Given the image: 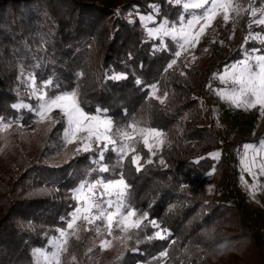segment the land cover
I'll list each match as a JSON object with an SVG mask.
<instances>
[{"label":"trees","instance_id":"1","mask_svg":"<svg viewBox=\"0 0 264 264\" xmlns=\"http://www.w3.org/2000/svg\"><path fill=\"white\" fill-rule=\"evenodd\" d=\"M260 2L256 0L257 6ZM153 6L159 9L160 19L174 21L182 12L168 0H0V115H20L12 109L14 103H35L17 80V58L33 62L41 38L47 36V50L39 52L40 79L52 78L62 89L79 84L86 111L95 112L100 107L107 109L117 124L136 119L168 133L171 146L152 157V164H145L137 173L126 162L123 171L131 185L132 205L148 211L177 239V245L170 249L173 264H224L221 258L230 255V261L241 257L248 245L250 250L255 246L264 249L260 240L264 219L259 224L247 215V195L238 178L241 146L258 141L251 135L233 141L218 134L206 123L200 101L209 91L208 83L217 85L211 74L241 58L247 19L238 25L240 43L230 55L210 48L213 57L209 66L202 70L189 66L184 69L187 76L182 77L178 71L164 73L171 52L154 53L158 42L143 39L138 20L128 22V13L149 14ZM253 31L260 29L254 26ZM167 43L170 49L176 48L170 40ZM248 47L261 46L250 42ZM112 71L126 73L128 78L107 80L105 73ZM79 72L84 75L77 79ZM137 79L142 85L135 83ZM156 82L169 93L165 105L147 99L146 86ZM24 115L28 123V114ZM34 127H26L23 134ZM61 131V124L48 132L42 127L32 131L30 149L21 146L20 131L8 136L7 146L0 140V264H31V250L45 247L44 233L51 236L59 218L71 210L68 190L93 167L90 153L67 162L64 157L56 158L57 146H63ZM139 149L148 156L142 145ZM214 151L222 154L219 162L207 158ZM105 156L114 172L121 171L115 167V153ZM201 156L206 158L197 163ZM160 157L166 166L159 164ZM213 165L215 187L232 197L236 205L219 200L209 189L208 172ZM45 185L49 190L39 191ZM152 231L151 227L146 229L147 233ZM90 234L83 233L84 241L74 249L81 264H144L166 243L144 241L138 246L140 252L123 249L111 257L98 256L97 246L85 256L86 247L91 246ZM133 246L135 241H129V247ZM246 261L255 264L252 258Z\"/></svg>","mask_w":264,"mask_h":264},{"label":"snow or ice","instance_id":"2","mask_svg":"<svg viewBox=\"0 0 264 264\" xmlns=\"http://www.w3.org/2000/svg\"><path fill=\"white\" fill-rule=\"evenodd\" d=\"M168 3L182 8L174 21L167 17L160 19L159 9L153 6V11L149 14H141L139 11L128 13V22L135 24L138 20L144 33L143 39L158 42L152 49L154 53L171 52V59L166 63L164 73L169 70L173 73L178 71L182 77L187 76L184 69L197 60L194 49L203 36L209 29H213L214 33V22L218 18H222L225 25L233 23L234 35L235 26L247 17V34L240 46L241 58L224 66L221 71L213 72L211 79L218 81V84L214 86L210 82L206 87L231 108L246 111L259 108L260 115L264 117V0H261L259 6L256 0H168ZM116 14L119 15V10ZM254 26L260 31H253ZM232 38L233 36L229 37ZM169 40L176 45L174 50L169 48ZM212 42L215 43V39ZM250 42H256L261 47L249 48ZM47 43L48 37H42L33 62L25 63L23 59L17 58V80L23 85L28 99L35 100V103H14L11 107L20 115H0V140L5 141L4 146H7L8 136L17 131L23 134L22 130L26 127L35 125L33 133L41 127L48 132L56 124H61L63 146L65 149L68 146L73 148L65 158L66 162L78 155L90 153V164L93 167L68 190V198L73 202L71 210L59 218L51 236L44 233L47 238L46 246L31 250V264H80L74 249L77 243L84 241L82 234L88 232L94 233V238L91 246L86 247L85 256L93 253L97 246L100 251H106L117 244L120 248L140 252L139 244L155 240L166 243L146 259L144 264H173L170 249L177 245V239L169 228L162 226L156 218H151L148 211L132 205L131 185L123 171L126 162L137 173L143 171L145 164H152V157L157 156L166 145L171 146L168 133L156 127L145 126L136 119L117 124L107 114L108 110L100 107L95 112L86 111L80 99L79 84L72 89H62L52 78L40 79L37 71L41 67L39 52H46ZM220 43L223 45V41ZM83 75V72L77 73V79ZM105 78L121 81L128 76L123 72L112 71L106 72ZM135 83L142 85L143 82L137 79ZM146 87L147 99H154L160 105H165L169 99L167 90L162 91L158 82ZM24 113L28 114V123H25ZM140 145L148 153L147 157L140 151ZM0 151H3L2 147ZM108 152L116 154L115 167L121 171L114 172L113 167L105 162V154ZM221 155V152L214 151L208 153L207 158L219 162ZM205 158L201 156L196 162ZM159 164L166 166L162 157L159 158ZM239 164L242 172L240 181L254 198L258 190H264V185L259 183L260 177H264V140L256 144L244 143L240 150ZM215 172L216 166L213 165L208 175ZM243 174L251 177V184ZM46 190H49L47 185L39 189ZM149 227L153 230L151 233L146 232ZM142 233L144 234L141 235ZM96 238H99L98 245ZM129 241H135V246L130 248Z\"/></svg>","mask_w":264,"mask_h":264},{"label":"rangeland","instance_id":"3","mask_svg":"<svg viewBox=\"0 0 264 264\" xmlns=\"http://www.w3.org/2000/svg\"><path fill=\"white\" fill-rule=\"evenodd\" d=\"M244 18L247 19L246 16ZM233 27V23L229 22L227 25H225L222 18H218L214 22V33L213 29H209L201 39V42L194 49V54L196 55L197 60L190 66H196L200 70L207 68L213 57L212 52H209L210 48L213 47L215 48V50L216 48L218 50L221 49L222 52L224 51L227 55H230L231 50L239 45V37H241L240 27L238 25L235 26L234 35ZM230 36H233V38L229 39ZM213 39H215V43L212 42ZM221 41H223V45H221ZM205 49H208V51L205 52ZM214 81L218 84V81ZM201 101H203L202 104ZM201 101L200 106L206 123L212 125L216 129L218 134H221L222 136L233 141L250 135L255 137L256 141L258 142L264 140V117L260 115L259 108L247 111L242 108H231L228 103L220 100L212 91H208L205 98ZM32 131L33 128H29L27 129V132L23 134V139L20 141L22 147L30 149L31 146L32 148ZM254 144H256V142ZM72 150V146H68L66 149L64 148V146H57L56 158H66L71 154ZM241 174L242 172L240 166V175L238 174L239 181ZM243 175L245 180H247L248 183L251 184V177H249L247 174ZM214 177L215 173L209 176L207 179L209 182V189L216 194V197L219 200H222L225 203L235 204V201L232 197L225 194L222 189L215 187ZM259 183L264 185V177H260ZM240 186L247 195V215L250 219H252V221L253 219H255L259 221V224L262 223V220L264 219V190H258L255 197L253 198L250 192L244 188L241 181ZM259 224L256 226H259ZM260 237V240L264 241V226L260 232ZM93 238L94 233L91 232L90 240H92ZM96 241L98 244L99 238H96ZM123 249L124 248H120L117 244V246L112 249L106 251L99 250L97 255L99 256V254H101V256L111 257L112 255L121 252ZM228 258H230V255H225L223 258H221L224 264H247L246 260H248L249 258H252L255 264H264V249H262L261 246H255L250 250V245H248L244 248V252L241 257L232 258L230 261H228Z\"/></svg>","mask_w":264,"mask_h":264}]
</instances>
